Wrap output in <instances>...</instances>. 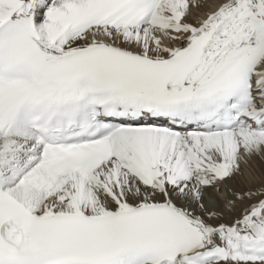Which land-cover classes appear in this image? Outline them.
Segmentation results:
<instances>
[{
    "label": "snow or ice",
    "instance_id": "1",
    "mask_svg": "<svg viewBox=\"0 0 264 264\" xmlns=\"http://www.w3.org/2000/svg\"><path fill=\"white\" fill-rule=\"evenodd\" d=\"M264 0H0V264H264Z\"/></svg>",
    "mask_w": 264,
    "mask_h": 264
},
{
    "label": "rangeland",
    "instance_id": "2",
    "mask_svg": "<svg viewBox=\"0 0 264 264\" xmlns=\"http://www.w3.org/2000/svg\"><path fill=\"white\" fill-rule=\"evenodd\" d=\"M257 162H260V161H256V168H257V171H258V168H263L264 166H263V164L262 165H260V163H257ZM259 172V171H258Z\"/></svg>",
    "mask_w": 264,
    "mask_h": 264
},
{
    "label": "bare ground",
    "instance_id": "3",
    "mask_svg": "<svg viewBox=\"0 0 264 264\" xmlns=\"http://www.w3.org/2000/svg\"><path fill=\"white\" fill-rule=\"evenodd\" d=\"M257 163H260V162H257ZM260 165H262V164L260 163ZM263 166H264V164H263ZM263 168H264V167H263ZM260 169H262V167H261V168H258V171H259Z\"/></svg>",
    "mask_w": 264,
    "mask_h": 264
}]
</instances>
